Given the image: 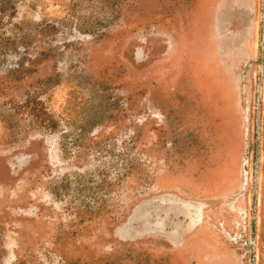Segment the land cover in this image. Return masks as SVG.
Returning a JSON list of instances; mask_svg holds the SVG:
<instances>
[{
	"label": "rangeland",
	"instance_id": "374dc122",
	"mask_svg": "<svg viewBox=\"0 0 264 264\" xmlns=\"http://www.w3.org/2000/svg\"><path fill=\"white\" fill-rule=\"evenodd\" d=\"M0 264H264V0H0Z\"/></svg>",
	"mask_w": 264,
	"mask_h": 264
}]
</instances>
